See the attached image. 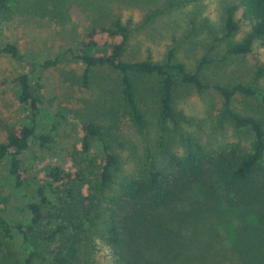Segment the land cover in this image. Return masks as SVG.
I'll use <instances>...</instances> for the list:
<instances>
[{
  "label": "trees",
  "instance_id": "16d2710c",
  "mask_svg": "<svg viewBox=\"0 0 264 264\" xmlns=\"http://www.w3.org/2000/svg\"><path fill=\"white\" fill-rule=\"evenodd\" d=\"M173 1L150 9L137 22L116 16L105 25L86 24L77 51H65L81 65L82 87L89 86L97 69L106 82L89 113L71 115L79 146L58 155L53 164H42L40 176L34 170L40 168L39 154H25L31 146L49 151L54 136L40 129L38 74L33 81L27 73L13 78L24 113L18 122L2 123L0 264H92L96 235L109 247L114 264H264V91L241 81L208 80V53L188 69L177 60L178 41L161 60L126 58L132 33ZM9 4L0 0V13ZM242 19L250 29L234 40ZM220 31L222 60L251 52L264 41V0L226 6ZM0 55L25 58L13 43L1 46ZM57 61L46 60L41 68ZM29 66L35 72V64ZM263 74L261 65L254 79ZM184 87L216 95L210 122L214 128L231 127L235 140H203L179 131L181 126L200 127L198 119L176 107ZM237 97L253 99L252 111L238 109ZM148 103L156 117L155 143L144 141L138 162L127 171L116 149L125 142L119 124L127 120L146 132ZM17 195L25 198L26 221L7 214Z\"/></svg>",
  "mask_w": 264,
  "mask_h": 264
},
{
  "label": "rangeland",
  "instance_id": "374dc122",
  "mask_svg": "<svg viewBox=\"0 0 264 264\" xmlns=\"http://www.w3.org/2000/svg\"><path fill=\"white\" fill-rule=\"evenodd\" d=\"M167 0H9V7L0 13V47L16 44L25 56L17 61L8 55H0V142L5 139L2 123L18 122L24 111L18 106L13 78L20 73L29 74L33 81L38 74L35 90L42 99L39 125L41 130H51L54 144L45 153L36 151L34 146L26 156L37 152L41 157L40 168L35 172L43 173L42 164L56 161L58 155L72 150L77 141L79 128L71 115H85L94 107L100 89L106 80L102 69L95 71L89 86L84 88L80 82L81 65L65 53L67 49L75 52L84 35L86 24H108L113 17L123 21L131 18L134 22L142 19L150 9L165 5ZM237 0H175L171 7L156 16L144 28L132 33L126 58L140 59L150 55L161 60L169 45L178 41L177 60L183 61L193 70L197 60L208 53L211 62L205 64L204 72L208 80L222 82H244L264 91V74L254 79L259 66H264V41L256 42L244 56H228L222 60L225 41L220 39L222 17L226 6ZM240 17V11L236 14ZM250 22L242 19L240 29L234 40L241 39L250 29ZM181 40V41H180ZM57 58L55 65L41 68L46 60ZM29 63L36 66L31 69ZM33 70V72H32ZM100 73V76H99ZM176 107L185 114L199 120L200 127L181 126L180 132L199 135L203 140H235V133L229 126L214 128L211 124L213 104L216 95L210 91L199 92L192 87L179 91ZM238 109L251 112L255 106L253 99L237 97L234 101ZM151 103L147 104L148 129L136 131L127 120L119 124L125 138L124 145L117 146L122 166L131 171L138 162L144 141L155 143L156 117ZM177 137V136H176ZM69 164V163H68ZM0 166V176L4 175ZM25 198L13 196L7 214L10 219L26 221L28 210ZM95 245L91 249L92 264H114L107 244L96 235ZM16 249L23 253L19 242ZM19 257L20 254H19Z\"/></svg>",
  "mask_w": 264,
  "mask_h": 264
}]
</instances>
